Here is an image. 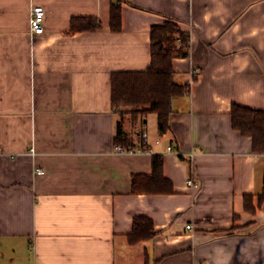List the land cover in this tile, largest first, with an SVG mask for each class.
Segmentation results:
<instances>
[{
    "label": "crops",
    "instance_id": "1",
    "mask_svg": "<svg viewBox=\"0 0 264 264\" xmlns=\"http://www.w3.org/2000/svg\"><path fill=\"white\" fill-rule=\"evenodd\" d=\"M32 6L42 34L29 32ZM80 16L100 27L70 32ZM166 20L189 35L173 60L188 91L164 134L155 113L126 114L146 148L118 153L110 75L144 71L150 27ZM233 103L264 111V0H0V264H264V154L232 128ZM152 155L173 193L132 194ZM138 215L154 236L129 245Z\"/></svg>",
    "mask_w": 264,
    "mask_h": 264
},
{
    "label": "trees",
    "instance_id": "2",
    "mask_svg": "<svg viewBox=\"0 0 264 264\" xmlns=\"http://www.w3.org/2000/svg\"><path fill=\"white\" fill-rule=\"evenodd\" d=\"M100 27L94 17H74L70 21V32H91ZM109 27L112 32L121 30V2L115 1L110 6ZM150 63L144 71H118L110 75V105L118 113L115 123L113 142L123 150H144V144L134 146L130 143L124 129L125 115L130 121L155 113L157 130L164 134L169 129L171 103L174 98L183 96L188 91L187 84L174 81L173 60L176 56H187L189 35L175 22L166 20L162 24L150 27ZM177 43L179 47L177 48ZM232 128L241 135L251 138V150L264 154V111L233 103L230 107ZM132 194H171L172 183L163 175L161 156L152 155L150 175H132L130 183ZM251 196H244V209L254 212ZM154 236L152 220L144 215L132 220L129 245H136L151 240Z\"/></svg>",
    "mask_w": 264,
    "mask_h": 264
},
{
    "label": "built area",
    "instance_id": "3",
    "mask_svg": "<svg viewBox=\"0 0 264 264\" xmlns=\"http://www.w3.org/2000/svg\"><path fill=\"white\" fill-rule=\"evenodd\" d=\"M43 18H44V10L41 6H32L29 14V32L34 35L42 34L43 33ZM142 138H145V134H142ZM116 151L118 153H122L124 151L121 147L116 146ZM168 150H173L172 147H168ZM132 151V150H129ZM190 156H193V152H190ZM36 173H42L39 169H36ZM187 184L190 186H196L193 180H188ZM187 229L190 226H186Z\"/></svg>",
    "mask_w": 264,
    "mask_h": 264
},
{
    "label": "rangeland",
    "instance_id": "4",
    "mask_svg": "<svg viewBox=\"0 0 264 264\" xmlns=\"http://www.w3.org/2000/svg\"><path fill=\"white\" fill-rule=\"evenodd\" d=\"M127 118V120H130V116H128V117H126Z\"/></svg>",
    "mask_w": 264,
    "mask_h": 264
}]
</instances>
